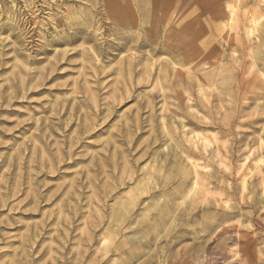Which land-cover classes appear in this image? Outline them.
Masks as SVG:
<instances>
[{
	"label": "rangeland",
	"instance_id": "obj_1",
	"mask_svg": "<svg viewBox=\"0 0 264 264\" xmlns=\"http://www.w3.org/2000/svg\"><path fill=\"white\" fill-rule=\"evenodd\" d=\"M109 1L0 0V264H146L151 255L156 256L152 264H198L197 254L182 258L196 241L193 234L182 235L181 227L171 229L169 224L142 234L135 225L144 223V214L160 216L165 203L174 206L168 218L188 208L190 199L176 197V171L162 162L168 154L178 167L174 158L184 151L209 166L202 170V182L213 191L208 192L211 200L224 205L229 190L237 193L235 199L228 196V204L237 207L240 218L230 217L221 228L244 230L242 241H229L222 251L216 244L224 236L204 243L208 253L203 264L214 256L218 264H225L226 257L233 264H264V205L259 202L254 208L241 202L239 186L242 172L248 171L250 182L258 183L257 194L264 196V163L258 173L256 157L245 159L252 151L259 153L264 135V98L253 99L263 86L246 91L242 83L258 82L251 73L259 75V68H252V54L245 46L239 49L236 60L229 58L230 78L218 75L206 84L204 75L224 60L221 37L215 47L209 46L210 56H204L207 11L220 0H149L141 5L160 16L158 24L171 25L167 36L159 27L158 37L149 39L162 45L169 38L174 49H168L179 58L169 51L152 54L149 46L136 42L117 49L121 31L129 29L115 13L130 0L113 6ZM233 2L241 15L249 9L264 15V0ZM182 24L192 26L198 42L191 38L185 44ZM81 27L94 38L88 40L85 32L72 38ZM135 30L141 39L148 38L146 31ZM168 63L170 72L161 73ZM241 64L248 67L245 75L236 69ZM196 132L210 138L208 146L195 138ZM180 165L192 168L185 156ZM129 169L134 171L132 179ZM153 170L158 174L144 177ZM150 185L155 187L147 192ZM129 200L137 206L131 213L134 228L114 238L108 232L110 214L117 202ZM201 205L196 209L199 221L182 226L204 236L197 242L218 230L213 233L214 208L202 211ZM244 235L255 238L250 251ZM152 236L162 247L179 236L181 240L166 248L154 245L142 251L133 245L116 250L120 241L140 237L149 246L147 238ZM125 250L138 253L137 259Z\"/></svg>",
	"mask_w": 264,
	"mask_h": 264
},
{
	"label": "bare ground",
	"instance_id": "obj_2",
	"mask_svg": "<svg viewBox=\"0 0 264 264\" xmlns=\"http://www.w3.org/2000/svg\"><path fill=\"white\" fill-rule=\"evenodd\" d=\"M146 1H149V0H130V1H127L125 6L121 10H119L118 12L115 13V14H117V16L119 18H123L124 19V20H121V21L124 22L126 20V24H120V25L124 29H126V28L129 29L127 31L126 30H124V31L122 30L121 31V33H120L121 41L118 43L116 48L117 49H125V48H127L128 44L130 42H132V43L136 42V43H138L139 47H147V46H149L150 49L153 51L152 54L158 53L159 51H163V52L169 51V52L173 53V57L179 58V55H177L176 53L174 54L173 50H169L168 49V48L174 49V47L172 46L173 44L169 43V41H168L169 38H167L165 40V42H163L162 45H160V44L156 43L155 41H152V40L149 39V37L150 38L151 37H158V35H159L158 34V28L159 27L163 28V30L165 31L164 35L167 36V29H170L171 25H169V23H165L164 21H162L161 24H158L159 23L158 20H160V16L158 14H156V13H153L149 8H144V6L141 7V5L146 4ZM118 3H120L118 0H111V1H109L108 4H109V6H113V5L118 4ZM134 5H137V6L139 5L138 6V10L135 11V13H134ZM128 13H132L133 15L130 16V15H128ZM139 13L143 15L144 20L140 19L141 15H138ZM207 14H208L207 15L208 16L207 19H209V23L210 24L209 25L208 24H204V56H206V57L210 56L211 52H207L209 46H214L215 47V44H214L215 43V39H217V37H221L220 50H221V54L224 55V60L222 61V63L220 65H216L217 67L214 69L213 73H209L207 75H204V82L206 84H208L210 81L214 80V78L216 76H218V75H223V78L229 79L230 78V70H231L230 67H229V62H230L229 58L231 57L234 60H236V57H235L236 52L239 49H241V48H243L245 46V48L248 51H250V53L252 54V56L254 58V61L251 64L252 68L253 67H258L259 68V75L257 74L258 72H256L255 70L254 71L252 70L251 73L254 74V76L256 77L258 82L249 81V80L245 81L244 79H242L243 89H245L246 91H250V90H252L253 87H255V85H257V86L262 85L263 86L262 89H264V50L259 49V47L260 48L264 47V22H263L264 21L263 20L264 19V15L260 11H253L251 9L245 11L243 13V15H241V13H239L237 11V6L233 2V0H220L219 3L216 4L215 7H213L212 9H209L207 11ZM127 22H128V24H127ZM182 25L184 26V31L186 32L185 33L186 35H183V37H184L183 39L187 41L185 44H187L191 38H193L194 41L197 40V42H198L199 41L198 40V33L194 32V30H192L193 29L192 26H189L190 24H186V25L182 24ZM136 28L137 29L141 28L143 31H146V34H147L148 38H145V39L142 38L141 39V37H139V35L135 34V33H138L135 30ZM188 28H191V30L188 31ZM84 32L86 33V35H87L86 37H87L88 40H92L94 38L91 33L86 31L82 27L75 30L74 34H72V38H77V37L80 36V34H82ZM190 35H191V37H190ZM243 35L247 38L246 40L243 38ZM153 40H157V39H153ZM212 40H213V42H212ZM56 42H58V40H54L53 39L52 43H56ZM257 47H258V51H255ZM259 52L261 53L260 55L258 54ZM146 56H147V54H146ZM153 63H154V61H153ZM152 67H155V64H153ZM146 69H147V67H146ZM170 69H171V65L168 63V65L166 64L165 66H163V68L161 69V73L168 74L170 72ZM236 69L242 75H245L246 72H249L248 71V67H245L242 64L239 65V67H237ZM173 75H174V73H173ZM260 98H264V90L262 92H257L256 91L253 94V99L257 100V99H260ZM195 138L199 139V140L201 139L200 141H202L204 143V146H208L209 143H210V140H209L210 138H208L205 134L204 135H200V134H197V132H196ZM132 141H134V140H132ZM259 145H260L259 146V151H258L259 153H256V152L252 151V153H250L247 156V158H245V159H247V161L250 160L252 155L254 156V158L256 157V159L254 160L256 162L255 163L256 168L258 169V171L261 170V172H263L261 164L264 163V135L262 136L261 141L259 142ZM194 146H197V145L194 144ZM196 148L200 152H202L199 149V146H197ZM127 153H130V152H127ZM184 153H186V152L185 151L183 153L181 152V155L179 154V155L175 156V158H174L175 163H178V167H175L176 165H172V160L173 159H170L171 156H168V154H164V159L162 160V162L165 160V162H164V164L166 166L165 168L176 171V176L174 178H176V181L179 182V184L176 187V197L190 199V201H191L190 203L186 202V205L188 206V208H184V209L180 210L177 214H174L170 218H168V214L167 213L170 211L171 208H174V206H173V204H166L165 203L161 207L164 210H162L163 213L160 214V216H159V213L158 214L154 213L151 216L150 215L146 216V214H144V220H143L144 223L140 222L138 224H135L138 227L137 229L140 230V231L136 230V232H141L142 234L144 232H148L149 233V232H151V229L154 226H156V225L158 226L157 230H159L160 227H164L165 225H168V224H169V227L171 229H173V227L174 226L176 227V225H177V227L178 226L181 227V228H179L178 232H181L182 235H184L185 233H187V235L188 234H190V235L193 234L194 235L193 239L196 240L189 248L184 249V253H183L184 255H183L182 258L188 259L192 254H197L196 257L198 256L200 258L199 259L200 262L198 261V264H203L204 252L207 251V247L204 245V243L207 245V243L209 241L215 240V238H220V237L224 236L223 237L224 239L223 240L218 239L220 242H219V244H216L217 245L216 247H218L219 249L222 248L221 249V251H222L230 243L229 241H232V242L236 241V240L237 241H242V240H240L241 238H243V236L241 237V231H244V230H241L238 226L236 228H234V229L225 228V227H223L224 229L221 228V226L224 225L227 221H230V219H231L230 217H235L236 218V216H240V214L236 211L237 207L233 206L232 203H231L232 205L228 204V202H229L228 200L231 199L229 197L232 196L234 198V197L237 196L236 195L237 193H235V192L231 193L232 190L230 191L228 189L229 192H227V198L224 199V205H223L222 201H220V200H214V201L211 200L209 198V196H208L209 195L208 192H210L211 189L209 187H207L206 185H204V182H202L204 180V176L202 175L203 174L202 170L203 169L207 170L209 166L208 165L199 164L196 161V159L192 157V155L190 153L187 152L186 155ZM132 155H133V153H132ZM217 155H220V153L218 152ZM183 156H185L186 161H189V163L192 165L191 170L183 168L182 167L183 165L182 166L180 165L181 164V159H182ZM213 156H215V155H213ZM128 157H130V156L128 155ZM125 161H127V160L125 159ZM114 169H115V167H114ZM119 171H121L120 167H119ZM129 171L131 173H129ZM238 172L239 171H237V173ZM128 173L130 174V179H132L134 177L133 176L134 175V171H131L129 169ZM258 173H260V171ZM157 174H158L157 170L147 171L144 174V177L154 176V175H157ZM191 174L194 175L193 176L194 180L192 179L193 182L190 184L189 182H190ZM263 174H264V172H263ZM248 175H250L248 173V171H244L241 174V176H242L241 185H239L240 186V199H241V202L247 203L249 205L251 204V205H253L254 208L257 205V203H259V202H261V204L264 205V196L260 195V194H257V191H256V187H258V183L250 182V178L248 177ZM169 176L172 178L171 174H169ZM260 178H261V175H260ZM207 179L210 182L213 181L212 180V175H208ZM261 180H262V183H260V184H263L264 183V177ZM130 183H132V182H130ZM260 186H262V185H260ZM154 187H155L154 185L147 186L146 187L147 192H150V190L153 189ZM218 188H220V185H219ZM146 189H145V191H146ZM261 192L264 193V184H263V189H262ZM116 193H118V192H116ZM113 195H115V194H113ZM234 199H233V201H235ZM201 203H202V205H201L202 211H204L205 208H209V209L211 207L214 208V210H213L214 211V215L211 216V217L215 218V222L212 225L213 230H214L213 233L215 232V229H218V230L215 232L216 235H214V236L212 235L211 238H206L205 237V241L204 240H201V241L199 240V242H197V240H198L197 237L200 238L201 235H199V233L196 232V234H197V236H196L194 234V232H189L187 229L182 228V226H184V222H187L186 225L189 224L192 221V219H194V221H196V220L199 221L197 217H198V212L200 210L198 212H196L197 211L196 209H199L198 207H199V205ZM155 206L156 205H154L153 207H155ZM136 207H137L136 206V202L133 203L130 200L127 201V202H117V204H115V206L113 208V211L110 214V225L108 226V232L110 233V235H112L115 238L116 236H118L119 231H120V235H121V231L134 228L132 226L133 219H131V216H132L131 213L136 211ZM263 208H264V206H263ZM179 209L180 208H178V210ZM259 211H261V210H259ZM251 214H253V213H251ZM162 215H165V216L163 217ZM241 215H243V214H241ZM166 218H167V220H166ZM237 218H240V217H237ZM238 221H239V219H238ZM240 223H243V222H240ZM247 223H248V221H247ZM247 227L248 228H246V231H248V233H252L253 231L250 229V227L248 225H247ZM262 229H264V228H262ZM138 234H140V233H138ZM235 234L239 235V237L236 236ZM155 236H152L151 238H147L148 242L146 244H150L149 246H145V244L142 242V238L140 237L138 241L130 240V239L127 240V241L126 240L125 241H123V240L120 241L119 244L116 247V250H120V249H123V248L127 249L128 247L133 246V245L136 246V250L144 251L146 248H148L150 246H154V245H155V249H156L159 246H161L162 244L158 243V241H157L158 239H154ZM162 236H163V234H159L158 235V237H162ZM205 236H207V235H205ZM201 237L204 239L203 235ZM244 237L247 239V240L245 239L246 240L245 241L246 242V250L250 251V249L252 248V245H255V242H254L255 238L251 239V237H249L247 235H244ZM179 240H181V236L177 237L176 241H171L170 240V242H167L165 244V246L166 247H172ZM260 241H261V239H260ZM228 246H230V245H228ZM166 247H162L161 246V248H166ZM253 248H255V246ZM125 251H126L125 252L126 255H129L130 258H132V260L137 259L138 253H136L134 251H127V250H125ZM215 251L217 253V249ZM215 251H213V252H215ZM226 252H228V249H227ZM206 253H208V252H206ZM178 254H180V253H178ZM222 254H221V256H222ZM247 254H249V253L247 252ZM218 255H219V253H218ZM218 255H216V256H218ZM221 256H220V258H221ZM147 257H150V258L145 260L146 261L145 263L146 264H152L153 258H155L156 256L155 255H151V256H147ZM226 258H224L222 262H224L225 264H230L231 263V261L229 260L230 257H229L228 260ZM218 259L219 258H217L215 256L212 257V258L210 257L209 264H218L220 262V260L218 261ZM207 262H208V258H207ZM233 263L234 262H232L231 264H233ZM187 264H192V262L190 261ZM249 264H251V262H249Z\"/></svg>",
	"mask_w": 264,
	"mask_h": 264
}]
</instances>
